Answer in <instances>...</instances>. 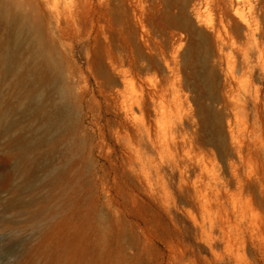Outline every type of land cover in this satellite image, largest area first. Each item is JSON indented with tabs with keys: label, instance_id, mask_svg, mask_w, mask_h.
Instances as JSON below:
<instances>
[{
	"label": "rangeland",
	"instance_id": "1",
	"mask_svg": "<svg viewBox=\"0 0 264 264\" xmlns=\"http://www.w3.org/2000/svg\"><path fill=\"white\" fill-rule=\"evenodd\" d=\"M216 1L135 0L117 11L122 37L162 49L182 86L176 99H159V150L117 132L98 50L73 36L80 45L70 58L95 103L75 121V139L53 134L59 141L45 157L35 147L22 169L6 142L34 137L36 122L19 110L6 118L20 124L0 136V264H264V0H234V9ZM124 68L135 76L131 63ZM6 80L0 74L1 104L18 109ZM163 82L151 70L128 84L127 97ZM132 117L147 120L138 110ZM181 119L184 130L172 134ZM178 134L184 149L174 145Z\"/></svg>",
	"mask_w": 264,
	"mask_h": 264
},
{
	"label": "bare ground",
	"instance_id": "2",
	"mask_svg": "<svg viewBox=\"0 0 264 264\" xmlns=\"http://www.w3.org/2000/svg\"><path fill=\"white\" fill-rule=\"evenodd\" d=\"M34 2L30 10L24 8L23 0H2L0 4V23H5L7 31V40L0 44V74L5 80L9 78L6 88L14 90L19 98L18 109L8 104L2 106L4 96L0 87V136L19 126L20 122L6 120L18 110L23 121L36 122L34 137L21 133L6 142L9 153L19 156L18 169L23 168L35 147L39 156L45 157L47 146L59 141V136L53 134L65 133L75 139V121L77 118L82 121L86 109H91L95 103L94 99L86 100L87 91L80 86L81 71L70 58L74 48L80 45L73 42L75 34L85 36L80 41L83 46L93 42L98 50L100 67L107 76L109 108L117 119V132L122 128L127 135H135L138 144L147 137L158 150L161 149V144L158 145L161 139L155 142L158 134L154 126V122L159 121L162 106L159 99L166 103L172 93L176 99L182 86L171 78L172 69L162 49L148 51L141 42L122 37L124 30L120 26L123 24L116 16L117 11L127 5L133 6L135 0H78L75 9L66 7L62 0ZM216 3L219 7L236 8L234 0H217ZM199 37L202 44L207 42L204 35ZM191 54L192 50L188 49L184 60ZM126 63H131L135 76L124 68ZM154 69L164 73V82L147 84L146 90L142 88V97L134 101L128 99V84L134 85L135 78L143 79ZM135 110L146 114L143 124H134ZM184 123L181 119L170 132H181ZM82 128L80 132H85L83 125ZM193 139L198 141L199 137L193 133ZM174 145L176 149H184L187 138L176 135Z\"/></svg>",
	"mask_w": 264,
	"mask_h": 264
}]
</instances>
